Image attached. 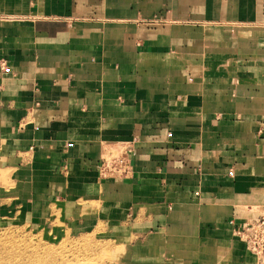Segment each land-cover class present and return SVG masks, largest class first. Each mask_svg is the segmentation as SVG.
Returning a JSON list of instances; mask_svg holds the SVG:
<instances>
[{
  "label": "crops",
  "instance_id": "crops-1",
  "mask_svg": "<svg viewBox=\"0 0 264 264\" xmlns=\"http://www.w3.org/2000/svg\"><path fill=\"white\" fill-rule=\"evenodd\" d=\"M2 62L0 212L102 227L117 264H256L232 228L264 205V0H0Z\"/></svg>",
  "mask_w": 264,
  "mask_h": 264
},
{
  "label": "rangeland",
  "instance_id": "rangeland-1",
  "mask_svg": "<svg viewBox=\"0 0 264 264\" xmlns=\"http://www.w3.org/2000/svg\"><path fill=\"white\" fill-rule=\"evenodd\" d=\"M64 228L59 230L50 228V225L31 226L24 223L18 214L0 212V248L2 246L6 250L0 254V262L4 264L118 263V254L122 251V246L106 239L102 227L85 234L72 232L67 226ZM21 250L25 252L26 258L18 257Z\"/></svg>",
  "mask_w": 264,
  "mask_h": 264
},
{
  "label": "built area",
  "instance_id": "built-area-1",
  "mask_svg": "<svg viewBox=\"0 0 264 264\" xmlns=\"http://www.w3.org/2000/svg\"><path fill=\"white\" fill-rule=\"evenodd\" d=\"M1 69L5 68L4 62ZM106 146V147H105ZM98 163L102 178H127L132 173L130 142L105 145ZM255 216L235 224L232 234L244 243L246 250L256 262L264 264V205L255 210Z\"/></svg>",
  "mask_w": 264,
  "mask_h": 264
},
{
  "label": "bare ground",
  "instance_id": "bare-ground-1",
  "mask_svg": "<svg viewBox=\"0 0 264 264\" xmlns=\"http://www.w3.org/2000/svg\"><path fill=\"white\" fill-rule=\"evenodd\" d=\"M247 208V207H246ZM254 209H256V208H254ZM112 240V239H111ZM6 250L1 246V248H0V254H2L3 252H5ZM18 257L21 259V258H26V254H25V252L23 251V250H21L20 251V253L18 254ZM44 261V260H43ZM37 262V261H36ZM41 263H45V264H47V262H41ZM0 264H4V263H2V262H0ZM30 264H35V263H32V262H30Z\"/></svg>",
  "mask_w": 264,
  "mask_h": 264
}]
</instances>
